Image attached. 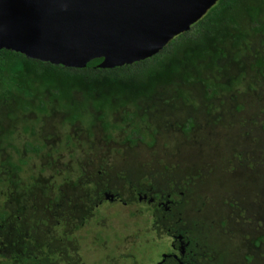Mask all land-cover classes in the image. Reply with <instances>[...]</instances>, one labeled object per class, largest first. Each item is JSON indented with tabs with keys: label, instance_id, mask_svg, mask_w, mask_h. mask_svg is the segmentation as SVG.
I'll use <instances>...</instances> for the list:
<instances>
[{
	"label": "trees",
	"instance_id": "obj_1",
	"mask_svg": "<svg viewBox=\"0 0 264 264\" xmlns=\"http://www.w3.org/2000/svg\"><path fill=\"white\" fill-rule=\"evenodd\" d=\"M263 100L264 0H216L201 17L175 34L152 55L111 67L67 66L0 47V193L9 187L8 192L16 200L18 211H31V219L36 223L40 221L41 213L51 208L63 210L66 206L69 210L72 203L78 208L79 203L74 202L76 198L71 194L72 190L84 188L87 195L91 185L95 184L82 179L84 168L80 161L74 164L69 159L62 162L56 157L54 165L49 164V175L53 177L46 184L39 181V176L31 172L32 169H24L23 165L28 163L31 155H23L20 144L25 152H43L45 157L52 150L71 155L65 153L61 146H57L58 149L53 144L48 147L43 138L36 136L37 126L41 120L45 121V117L60 114L59 125L67 130L78 122L89 137H92L96 127L103 142L117 144L115 147L119 151L124 145L132 148L143 144L153 148L159 140L161 146L166 148L168 141H171L173 152H170L171 155L166 153L173 158L180 153L179 149L190 148L195 143H205L212 148L227 142H232V146L236 147L241 140L250 141L246 137L254 141L248 125L237 133V128L233 127L234 119L244 126L250 123L247 117L251 116L247 115H252L254 107L259 113L263 112L264 106L260 105ZM251 103H255L253 107ZM258 133L264 141V131L258 130ZM69 138L67 134L66 141ZM80 143L91 146V142ZM9 148L14 149L16 157ZM241 149L243 151L239 152V157L242 161L239 166L250 167L251 172L260 156L264 155V148L256 151L255 146L248 149L244 145ZM3 150L7 151L4 158L1 157ZM180 157L179 162L173 159L171 163L166 161L163 164L161 160L152 175L146 172L141 179V189L152 184L159 192L166 171L177 169L178 176L171 181V187L179 180L177 187L186 192L187 197V194L197 191L198 185L202 187L213 176L215 178L218 172L213 169L206 174L203 172L206 162L195 165L188 157L182 159V154ZM181 166H185L186 170L182 171ZM45 169L41 168V171ZM59 175L62 179L56 180ZM260 175L264 178V172ZM113 185L109 184L106 191L111 192ZM123 190V202L135 198L136 193H129L126 186ZM174 192L179 195L178 191ZM209 197L211 194L204 190V205H207ZM168 198L173 203L180 200L171 195ZM226 199L213 205V211L218 213L215 215L222 217L219 225L231 224L233 219L241 223L237 224L240 227L237 230L242 232L238 235L237 230L233 231L237 227L235 223L229 227L226 239L233 238L237 246L236 250L230 252L229 261L232 264H260L264 254V225L261 226L264 222L250 206L254 212L250 213L251 216L246 214L250 209L240 206L236 199ZM182 201L175 204L177 207L174 210L168 208L170 215L180 208L194 214L195 204L191 210L185 206L194 199L187 197ZM39 206L42 209L39 210ZM160 206L165 207L164 204ZM86 207L83 200L82 210L78 208L76 214L70 217L74 225L72 238L78 248L76 252L82 258L86 256L88 264H105L103 251L97 249L92 257H88V250L91 254L95 249L90 248V244L84 247V226L79 217L84 214L92 216ZM168 210L164 208L165 214ZM3 215L1 207L0 218ZM185 220L183 218L181 221L182 227ZM201 220L206 221V218L201 216ZM244 220H249V224H243ZM186 226V247L199 245L202 249L196 261L214 260L217 251L211 245V240L195 235L192 220L188 217ZM58 227L59 232H66L62 223ZM117 228L116 232L119 230L121 235L123 231ZM143 231L146 235L145 227ZM91 234V228H86V239ZM191 234L195 235L193 239ZM133 238H140L139 241L136 239V248H140L138 255L143 258L145 254L146 258L155 261L160 252L151 257L144 246L146 240L143 236L138 233ZM106 241L110 242L108 239ZM223 241L226 243L223 244L224 249H227L229 242L224 237ZM153 252L157 250L153 249Z\"/></svg>",
	"mask_w": 264,
	"mask_h": 264
},
{
	"label": "rangeland",
	"instance_id": "obj_2",
	"mask_svg": "<svg viewBox=\"0 0 264 264\" xmlns=\"http://www.w3.org/2000/svg\"><path fill=\"white\" fill-rule=\"evenodd\" d=\"M251 104L253 107L255 103ZM260 105L264 106V100L261 101ZM254 108L255 109H253L251 113L252 115H247L251 116V118L247 117L248 120H251L250 123H247L244 126L235 118V125H233L235 129L237 128V133H239L244 127H247V125L250 126V132L254 135V141H252L251 138L246 137L248 140L250 139V141L247 140L248 142H244L241 140V143L236 147L232 146V142H227V144H225L226 146H221L219 144V146L212 148L205 143H202L201 145L195 143L194 146H189L190 148L183 147L184 150L179 149L180 153L178 152L173 158L170 157V152H173V143L171 141H168L166 148L161 146V141L159 140L153 148H149L143 144H140V146L137 144L132 148L118 151V149L112 147L111 143L106 144L103 142L99 135V131L97 130L98 128L95 127L93 129L92 137H89L87 132L78 122L74 123L68 130L65 126H60L59 119L61 116L60 114H54L52 117H45V121L41 120L38 124L39 127L37 126L36 136L39 139L43 138L48 144V147L53 144L58 149L57 146H61L64 148L63 150L65 153H71V155L69 154V156H67L66 154L60 153V150H52V152L45 157L43 156V152L36 154L35 152H25L24 147L20 144V149L23 152V155H31L28 159V163L24 164L23 167L24 169H32L31 172L39 176V181L46 184L48 179H52L53 177V175H49L51 174L49 164L54 165L57 159L62 162H66L63 160L69 159V161L74 164H78V161L81 162V165L84 168L82 179L85 181H92L96 184L91 185L90 192L87 195L84 188L79 189L78 187L73 189L72 193L69 190V193L73 194V197L76 198V201L74 202L79 203V208H81V210L84 200L87 204L86 209H89V213L92 214V218L86 217V226L82 228L85 233L84 247L86 248V246L90 244L89 247L95 249L91 254L88 250V257H92L97 251V246L100 247L101 243H106V239L111 242L115 240L114 235L112 234L117 226H120L121 224L130 226L132 223H134L137 228L141 229L148 226L146 236L147 238H150L148 239L150 242L149 244L144 245L149 251L148 255L153 257L158 252H162L163 254L172 252L171 248H175L176 250L178 239L174 231L175 223L170 220V217H173L180 223L183 220V214L186 213L187 217L192 220L195 235L198 234L199 237L203 239H210L211 245L217 251V257H215L214 260H203L201 263L220 264L221 262H226V264H232V262L229 261L231 259L230 252L236 250L237 246L235 245V240L233 238L226 239V236L229 233L230 226L234 223L236 225L241 223H237L235 220L231 219V224L228 223V226L224 225L223 227H220L219 219L222 217L215 215L218 213L213 211V205L217 201L227 200L226 197H230L231 200L236 199L240 202V206H244L245 208H249L250 206L254 212L258 214L257 217L264 222V178L260 175L261 172H264V169L262 168V166H264V155L259 158V154H255L258 156L259 161L255 163L256 167L253 168L251 172L249 170L250 167L239 166L242 161L241 157H239V152L243 151L241 149L242 146L245 145L248 149L255 146L256 151L264 148V141L260 138L258 133V130L260 132L264 131V111L259 113L257 107ZM67 134L70 136L68 141H66ZM80 141H86V143L91 142V146L86 147L82 145ZM123 148H127V145H124ZM8 150L12 152L14 157H16L17 154L13 148H9ZM63 150L61 151L63 152ZM166 152H169L170 155L168 156ZM6 153V150L1 151V157L4 158ZM180 154H182V159H185L186 156L193 161V164L195 165H199L202 162L204 164L206 162L207 164L203 170L206 174L208 173V170L211 171L215 169V171H218L215 178L213 176L209 182L202 184V187L198 185L197 191L194 190L195 192L189 194V199L191 200L193 198L194 201L191 203L188 202L185 206L188 210H191L195 204L193 209L194 214L189 213V211H184L183 208H180L181 210H175L173 213L174 215H170V210L168 209L166 214L161 208L157 209V211L153 210L155 202L152 200L156 199L153 193L158 189L151 186L148 187V193L145 196L143 195V191L140 192L138 194L140 197L139 200H135L134 203L130 204H124L122 202L121 192L117 185L112 187L110 193L106 191L109 184L112 182L121 183L126 178H130V181L133 180L138 182L147 171H150V174L152 175L156 171L157 164L161 163V160L163 161V164L166 161L171 163L173 159L175 162H179L181 159ZM131 164L136 170L133 167L128 166ZM151 166L154 171H152L153 169H151ZM41 168L46 169L41 171ZM181 168L183 169L182 171L186 170L185 166H181ZM124 175L128 177H125ZM61 179L62 177L60 175L59 177H56V180ZM49 182H51V180ZM7 189L9 190V187ZM204 190L211 194V197L208 198L207 205H204L202 202ZM158 202L161 204V202L165 201L160 200ZM170 207L171 210H174L177 206L170 205ZM202 207H204V209ZM41 208V206L38 207V209ZM251 208H249L250 211L246 214L254 213ZM65 209L66 206H64V210ZM54 210L56 209L51 208V210H47L43 213L50 218L55 219ZM58 210L62 211V209ZM49 211H52V213H48ZM131 211H133V214ZM28 212L29 211H27L23 219L28 217ZM85 216H87V214L82 215L79 219H83ZM201 216L205 217L206 221L201 220ZM225 217L226 214L223 215V218ZM145 220L146 222L141 225ZM21 221L26 223L23 220ZM64 221H67V219ZM247 222L250 221L244 220L242 223L249 224ZM24 223L11 229V236L16 243H21L22 236H20V234L24 235L26 231L27 233H32L34 237L40 235L38 227L29 228V226H33L32 223L35 225L33 219L27 221L26 225ZM263 225L264 223L261 226L263 227ZM86 227L91 228L92 230L91 236H88L87 239ZM237 228H240L239 225H237L233 231L236 232ZM96 231H98V233H96ZM237 232L238 235L242 233L239 230H237ZM215 234L216 236L214 237ZM195 235L191 234V239H193ZM223 237L229 242V245L227 244L229 246L227 249H224L223 244L225 245L226 243H223ZM134 246L135 245L132 244L124 247V253L123 251L112 252L111 255H113L114 261L107 260L106 264H118V262L122 264L123 259L130 257L126 256L128 252L134 253L137 256V260L141 262L140 256L138 255L140 248L138 247V251L137 248L134 249ZM152 249L157 250V252H153ZM102 251L105 253L108 250ZM63 261V258H57L58 264H63ZM127 262H129V264H136L133 259H128ZM243 262L245 263V260H243ZM76 263L88 264L84 257L83 260L80 262L76 261ZM260 264H264V254Z\"/></svg>",
	"mask_w": 264,
	"mask_h": 264
},
{
	"label": "water",
	"instance_id": "obj_3",
	"mask_svg": "<svg viewBox=\"0 0 264 264\" xmlns=\"http://www.w3.org/2000/svg\"><path fill=\"white\" fill-rule=\"evenodd\" d=\"M216 0H0V47L76 67L152 55Z\"/></svg>",
	"mask_w": 264,
	"mask_h": 264
},
{
	"label": "flooded vegetation",
	"instance_id": "obj_4",
	"mask_svg": "<svg viewBox=\"0 0 264 264\" xmlns=\"http://www.w3.org/2000/svg\"><path fill=\"white\" fill-rule=\"evenodd\" d=\"M112 147L116 148L115 145L111 143ZM140 146V145H139ZM148 147V146H147ZM117 149V148H116ZM123 149H129V148H123ZM120 149H118L119 151ZM122 150V147H121ZM128 166H132L128 165ZM153 166V165H152ZM151 166V169H153ZM134 168V167H133ZM175 168V167H173ZM135 169V168H134ZM136 170V169H135ZM154 171V169L152 170ZM180 171V170H179ZM150 172V171H147ZM146 174V173H145ZM125 177H128L124 175ZM144 176V175H143ZM141 177L138 182H135L133 180L130 181V178H126L123 182H112L110 184H114V186H118L120 192H121V200L124 198L123 193L124 186L129 190V193L133 192L136 193L135 198L129 199L128 202H122L124 204H130L134 203L135 200H139L138 194L143 191V195L145 196L148 193V187H153L151 185H145L142 189L141 187V179L144 177ZM178 176L177 169H169V171H166V175L164 176V180L161 181L159 192H154L153 195L156 197L155 204L153 205V210L157 209H168L170 205L179 204L178 202H183L182 199L189 198V194L186 192H183L181 189H178L177 184L180 183L179 180L175 182V185L171 187V181L173 178ZM180 177V175H179ZM96 184V183H95ZM10 190V189H9ZM8 189H5V192L0 193V208L2 207V211H4L3 218H0V264H58L57 258H63V264H77V262H80L83 260L82 256H78L77 254V243L75 242V239L72 238V230L74 228V225L71 223L70 217L72 215H75L77 212V209L75 205L72 203L71 208L68 210L66 208L62 211L54 210V218H50L48 215L44 214L43 212L40 215V221H37L35 225L32 223L33 226H29V228L38 227L40 235L34 237L32 233H26L22 236L21 243H16L15 240L11 236V229L15 228L16 226H19L22 222L21 220L29 221L31 219V215L33 213L29 211L28 217L26 219H23L25 217V214L27 212H19L17 209V202L14 197L11 196V194L8 192ZM174 191H178L179 195L175 193ZM108 192V191H107ZM182 192V193H181ZM110 193V192H108ZM156 193V195H155ZM181 193V194H180ZM172 196L174 198H178L177 202L173 203L172 200L168 198V196ZM69 200V198H67ZM165 201L161 202V204H164V208L161 207L160 203L158 201ZM157 205V206H156ZM42 209V208H41ZM38 209H36L37 211ZM40 210V209H39ZM38 210V211H39ZM32 213V214H31ZM133 214V211H131ZM154 214V213H153ZM59 215V218H58ZM86 217H83V219H79L83 226H86ZM92 218V216H89ZM183 218L185 220V226L182 227L181 222L179 223L178 220L174 219L173 217H170V220H172L176 225H174V231L177 235V243H176V250L175 248H171L172 252H168L167 254H163L162 252L158 253L159 255L155 259V261H151L150 259L146 258V255L143 254V258L140 257L141 262L137 260V257L134 256L132 252H128L125 259H123L122 264H129L127 262L128 259L132 260L136 264H206L196 261V256L201 253L202 249L201 247H193V248H187V214H183ZM47 219V221H46ZM67 219V221H64ZM100 219V218H99ZM26 223H24L26 225ZM55 223V224H54ZM63 224V229L66 232H59L58 224ZM145 223L142 222L141 225ZM177 223H179V228L176 227ZM122 225V224H121ZM118 226L119 229H121L123 232L121 235L119 234V230L116 232L114 230L113 234L115 240L106 243H101L100 247L97 246V249L102 250H108L105 253H102V255L106 256V258H103L104 263L106 264L107 260H113L112 252H121L124 253V247L135 245L134 249H136L137 240L139 241L140 238H133L134 235H137L140 233L143 238L146 240L144 241L145 244H149L148 239L146 235L144 234L143 229L137 228L134 223L127 227L126 225ZM87 228V227H86ZM148 226H145V231L147 230ZM49 229V230H47ZM160 229V228H158ZM52 230H55L51 232ZM137 230H141L137 231ZM160 231V230H159ZM111 235V236H112ZM121 236V237H120ZM132 236V238H131ZM137 239V240H136ZM153 250V249H152ZM104 252V251H103ZM152 257V256H151ZM84 259H86V256H84ZM213 260V259H212ZM114 261V260H113ZM127 262V263H126ZM116 264V263H115ZM118 264H120L118 262Z\"/></svg>",
	"mask_w": 264,
	"mask_h": 264
}]
</instances>
